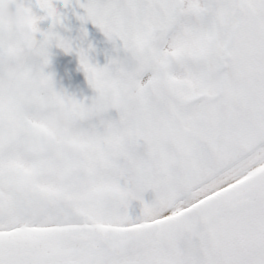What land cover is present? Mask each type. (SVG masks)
<instances>
[{"label":"snow or ice","instance_id":"1","mask_svg":"<svg viewBox=\"0 0 264 264\" xmlns=\"http://www.w3.org/2000/svg\"><path fill=\"white\" fill-rule=\"evenodd\" d=\"M28 3L19 64L0 45V264H264V0H77L102 67ZM52 47L91 97L56 89Z\"/></svg>","mask_w":264,"mask_h":264},{"label":"flooded vegetation","instance_id":"2","mask_svg":"<svg viewBox=\"0 0 264 264\" xmlns=\"http://www.w3.org/2000/svg\"><path fill=\"white\" fill-rule=\"evenodd\" d=\"M54 7H56V5H54ZM75 7V4L71 3L70 10L58 11L60 15H71L74 19L72 34L67 38L73 41V47L81 46L88 48L91 46L94 50L92 53V62L102 67L106 63V57L111 54L112 45L90 22L81 24V22L76 19L77 15L83 14V10L77 12V8ZM82 28L84 30L83 33L81 32ZM44 30H46V27L41 29V31ZM84 33H86V35ZM94 33L97 35H94ZM37 39H40L39 34H37ZM54 54H51L49 67L45 71L53 75L56 89L58 91L64 90L77 99L91 97L93 92L87 85L83 72L79 69L77 57L74 54H64L59 49H57ZM108 115L112 118L116 117L114 111L110 112Z\"/></svg>","mask_w":264,"mask_h":264},{"label":"clouds","instance_id":"3","mask_svg":"<svg viewBox=\"0 0 264 264\" xmlns=\"http://www.w3.org/2000/svg\"><path fill=\"white\" fill-rule=\"evenodd\" d=\"M32 14L28 0H0V45L5 49V65L9 60L19 64L21 58L7 55V51L25 39L31 30ZM67 116L63 111H45L40 116V125L58 140L70 139L66 127Z\"/></svg>","mask_w":264,"mask_h":264},{"label":"rangeland","instance_id":"4","mask_svg":"<svg viewBox=\"0 0 264 264\" xmlns=\"http://www.w3.org/2000/svg\"><path fill=\"white\" fill-rule=\"evenodd\" d=\"M81 3L84 2V0H80ZM72 4H75V8H77V12H81L82 9H80L79 7H77V0H68V6L65 7L64 3L61 2V0H54V5H56V10L57 12L60 10V11H68L70 10V5ZM33 11L34 13L37 15V16H40V15H43L42 12H40V10L36 9V8H33ZM50 24V21L48 20H44V21H41L38 23L37 27L41 30L45 27H47L48 25ZM94 27V26H93ZM95 28V27H94ZM96 30H98L96 28ZM94 35H97L96 33H94ZM95 37V36H94Z\"/></svg>","mask_w":264,"mask_h":264},{"label":"water","instance_id":"5","mask_svg":"<svg viewBox=\"0 0 264 264\" xmlns=\"http://www.w3.org/2000/svg\"><path fill=\"white\" fill-rule=\"evenodd\" d=\"M61 16L63 18L62 26L57 27L56 31H58L62 36L68 37L72 34L73 27H74V24H73L74 20L71 15L70 16L61 15ZM56 50H57L56 47L50 48V57H51V54H54Z\"/></svg>","mask_w":264,"mask_h":264}]
</instances>
